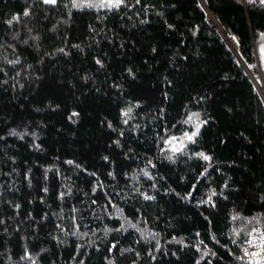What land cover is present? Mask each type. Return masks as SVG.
Here are the masks:
<instances>
[{
    "label": "trees",
    "instance_id": "obj_1",
    "mask_svg": "<svg viewBox=\"0 0 264 264\" xmlns=\"http://www.w3.org/2000/svg\"><path fill=\"white\" fill-rule=\"evenodd\" d=\"M241 60L259 87L264 2L0 0V264H249L264 98Z\"/></svg>",
    "mask_w": 264,
    "mask_h": 264
},
{
    "label": "built area",
    "instance_id": "obj_2",
    "mask_svg": "<svg viewBox=\"0 0 264 264\" xmlns=\"http://www.w3.org/2000/svg\"><path fill=\"white\" fill-rule=\"evenodd\" d=\"M244 1L264 2V0H244ZM262 85H264L263 80H262ZM243 253L246 261L249 264H264V226H261L257 230L252 232L251 236L248 238L243 248Z\"/></svg>",
    "mask_w": 264,
    "mask_h": 264
},
{
    "label": "snow or ice",
    "instance_id": "obj_3",
    "mask_svg": "<svg viewBox=\"0 0 264 264\" xmlns=\"http://www.w3.org/2000/svg\"><path fill=\"white\" fill-rule=\"evenodd\" d=\"M104 2L110 7H119L121 4H123L125 2V0H104ZM137 2H139V0H137ZM44 3L55 5L57 3V0H44ZM27 14L28 13L25 12V15H27ZM189 120H191V117H189ZM198 132H199V128L197 127L196 132H193L191 136H187V139L192 140L193 137L198 134ZM173 139H175V138H173ZM201 155H203V154H201ZM203 158L205 160L210 159L207 156H203ZM250 243H251V241H250Z\"/></svg>",
    "mask_w": 264,
    "mask_h": 264
},
{
    "label": "water",
    "instance_id": "obj_4",
    "mask_svg": "<svg viewBox=\"0 0 264 264\" xmlns=\"http://www.w3.org/2000/svg\"><path fill=\"white\" fill-rule=\"evenodd\" d=\"M209 22H210V21H209ZM210 24H211L212 26H214V27H216V28H218V29L220 30V32L223 34L225 40L227 41V43H228L229 45H230V41H229V39H232V40L234 41V43H235V48H233L232 45H230V47H231V48H232V49L238 54V51H237V44H236V41L234 40V38H229L228 35L223 31V29L221 28V26H219V25H214V24L211 23V22H210ZM241 61H242V60H241ZM242 63L244 64V66L246 67V69H247L249 75L251 76V78L253 79L254 83L256 84V81H255V79H254V77H253V74L251 73V71L248 69V67L245 65V63H244L243 61H242ZM256 86H257V84H256ZM257 88H258L259 92L262 94V96H263V98H264V95H263V93L261 92V90L259 89L258 86H257Z\"/></svg>",
    "mask_w": 264,
    "mask_h": 264
},
{
    "label": "rangeland",
    "instance_id": "obj_5",
    "mask_svg": "<svg viewBox=\"0 0 264 264\" xmlns=\"http://www.w3.org/2000/svg\"><path fill=\"white\" fill-rule=\"evenodd\" d=\"M255 75H257L256 78L258 79L259 87L262 90L263 95H264V85H262L263 78H262L261 74H255Z\"/></svg>",
    "mask_w": 264,
    "mask_h": 264
},
{
    "label": "bare ground",
    "instance_id": "obj_6",
    "mask_svg": "<svg viewBox=\"0 0 264 264\" xmlns=\"http://www.w3.org/2000/svg\"><path fill=\"white\" fill-rule=\"evenodd\" d=\"M209 21H210V20H209ZM211 23H213V22H211ZM213 24H214V25H217V24H215V23H213ZM218 25H219V24H218ZM233 43H234V41H233ZM233 43H232V47L235 48V43H234V44H233ZM237 50H238V49H237ZM255 81H256V80H255ZM256 84H257V82H256ZM257 86H258V85H257Z\"/></svg>",
    "mask_w": 264,
    "mask_h": 264
}]
</instances>
